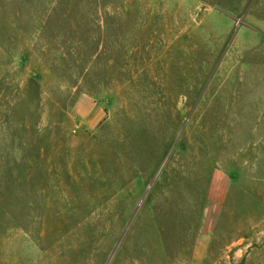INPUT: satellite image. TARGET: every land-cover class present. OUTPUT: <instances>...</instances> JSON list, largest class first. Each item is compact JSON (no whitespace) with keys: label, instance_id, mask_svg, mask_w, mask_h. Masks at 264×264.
Wrapping results in <instances>:
<instances>
[{"label":"rangeland","instance_id":"1","mask_svg":"<svg viewBox=\"0 0 264 264\" xmlns=\"http://www.w3.org/2000/svg\"><path fill=\"white\" fill-rule=\"evenodd\" d=\"M0 264H264V0H0Z\"/></svg>","mask_w":264,"mask_h":264},{"label":"crops","instance_id":"2","mask_svg":"<svg viewBox=\"0 0 264 264\" xmlns=\"http://www.w3.org/2000/svg\"><path fill=\"white\" fill-rule=\"evenodd\" d=\"M76 118L85 124H94L102 117L107 118L109 112L104 110L97 104L95 98L87 92H81L74 105ZM229 183L228 175L214 169L211 173L210 183L208 187V198L205 204V210L199 227L198 236L206 234L210 231L217 212V206L220 199L224 196Z\"/></svg>","mask_w":264,"mask_h":264},{"label":"trees","instance_id":"3","mask_svg":"<svg viewBox=\"0 0 264 264\" xmlns=\"http://www.w3.org/2000/svg\"><path fill=\"white\" fill-rule=\"evenodd\" d=\"M215 169V167L212 168V171ZM211 171V173H212ZM211 177V176H210ZM210 177H209V183H210ZM207 200L205 201V204H206Z\"/></svg>","mask_w":264,"mask_h":264},{"label":"water","instance_id":"4","mask_svg":"<svg viewBox=\"0 0 264 264\" xmlns=\"http://www.w3.org/2000/svg\"><path fill=\"white\" fill-rule=\"evenodd\" d=\"M112 255V254H111ZM111 255H110V257H111Z\"/></svg>","mask_w":264,"mask_h":264}]
</instances>
